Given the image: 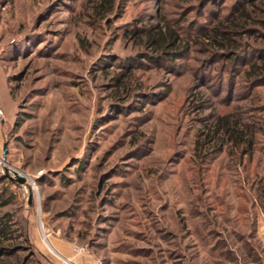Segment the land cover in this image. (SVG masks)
Here are the masks:
<instances>
[{
    "label": "rangeland",
    "instance_id": "1",
    "mask_svg": "<svg viewBox=\"0 0 264 264\" xmlns=\"http://www.w3.org/2000/svg\"><path fill=\"white\" fill-rule=\"evenodd\" d=\"M244 1L0 0V264H264V0L256 22ZM164 24L190 47L170 62L129 32ZM219 29L247 51L203 41Z\"/></svg>",
    "mask_w": 264,
    "mask_h": 264
},
{
    "label": "trees",
    "instance_id": "2",
    "mask_svg": "<svg viewBox=\"0 0 264 264\" xmlns=\"http://www.w3.org/2000/svg\"><path fill=\"white\" fill-rule=\"evenodd\" d=\"M252 3L254 4L255 1L253 0H246L243 2L242 7H241V11H240V17L241 20H244L246 18V22L250 21V22H256L254 18H252L250 16L249 10L251 9V7H254L252 5ZM251 4V5H250ZM250 5V7H249ZM241 28H245L246 24L244 25L243 23L240 25ZM141 29L138 30H134V31H129L130 35H132V37H136L139 33H144L148 38V45L147 46H151L154 47L155 49H158V51H160L159 56H154V58H161L162 60L165 61H169L170 62V58L171 60L173 59H177L178 56L183 55L185 53H188V51L190 50L189 47V42L186 41L181 33L175 29L174 27H168L167 25L164 24V26H152L151 28H146L145 30L141 31ZM247 30V29H246ZM225 33V32H224ZM222 32L221 29L216 30L215 32H208L206 34H204L202 36L203 41H205V43L208 44H214L215 46L217 45L218 47H220L221 49H225L228 51V53H233L234 55H238L240 51H244V46L242 44V42H238L235 39H232L230 37H228L226 34H224ZM254 37L256 39H258L259 33H257L256 35H254ZM261 38V37H260ZM209 47V46H208ZM245 51H247L245 49ZM261 51H264L261 50ZM148 56H145L149 59H151V54H147ZM163 55H166L167 58ZM264 77V55L262 56L261 60L258 61H254L250 64L249 66V70L247 73V78L248 79H252L253 81L259 80L260 78ZM225 119L227 118H221L218 122H216L215 125V129L217 130L218 127L221 126H225V132L227 134H232L233 133V140L235 141V144L237 147L242 149V154L247 155L250 154L251 152H253V139L252 137H250L249 135L247 136L244 132H237L235 133V130L231 129L229 127V124H224L222 123V121H226ZM226 123V122H225ZM9 179V178H8ZM12 182H14L13 180H11ZM261 196L259 198V202H264L263 201V197H264V187L261 188ZM256 201L258 199H255ZM7 203L6 202H2L1 205L5 206ZM264 204V203H263ZM261 204V209L264 211V205ZM4 220H1V228H0V237H6L8 234V227L6 225V223H3ZM0 249H3L2 246L0 245Z\"/></svg>",
    "mask_w": 264,
    "mask_h": 264
},
{
    "label": "water",
    "instance_id": "3",
    "mask_svg": "<svg viewBox=\"0 0 264 264\" xmlns=\"http://www.w3.org/2000/svg\"><path fill=\"white\" fill-rule=\"evenodd\" d=\"M3 154L4 156L7 155V144H4ZM12 178H15L20 183H26L25 177L19 172H14Z\"/></svg>",
    "mask_w": 264,
    "mask_h": 264
}]
</instances>
